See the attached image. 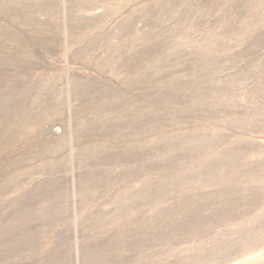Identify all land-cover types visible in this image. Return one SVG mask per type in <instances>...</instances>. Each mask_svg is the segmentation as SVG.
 Here are the masks:
<instances>
[{"label": "rangeland", "instance_id": "374dc122", "mask_svg": "<svg viewBox=\"0 0 264 264\" xmlns=\"http://www.w3.org/2000/svg\"><path fill=\"white\" fill-rule=\"evenodd\" d=\"M12 8L0 264H264V0Z\"/></svg>", "mask_w": 264, "mask_h": 264}, {"label": "bare ground", "instance_id": "6f19581e", "mask_svg": "<svg viewBox=\"0 0 264 264\" xmlns=\"http://www.w3.org/2000/svg\"><path fill=\"white\" fill-rule=\"evenodd\" d=\"M19 3H20V0L5 1L0 4V9L1 11L6 10V9L17 6ZM45 88H46L45 85H42L38 89V92L35 94L36 96L27 105H24V103L26 104V101H24L22 104H19V105L17 104L16 106L12 107L11 105H9V101H7V98L3 99V97L1 96L0 97V110L8 108V115L6 118H2V119L0 118V125L7 126L6 124L8 121H13V125L8 126L6 130L8 132L15 131L18 128V126L28 118L27 116L29 113L32 112V108H33L34 103L36 102V98L40 97V95L42 94ZM21 94H22L21 91H16L14 99L19 98Z\"/></svg>", "mask_w": 264, "mask_h": 264}]
</instances>
